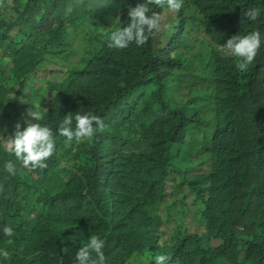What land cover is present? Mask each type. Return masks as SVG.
Segmentation results:
<instances>
[{"label": "trees", "instance_id": "16d2710c", "mask_svg": "<svg viewBox=\"0 0 264 264\" xmlns=\"http://www.w3.org/2000/svg\"><path fill=\"white\" fill-rule=\"evenodd\" d=\"M144 2L0 0V264H78L92 235L104 264H264V40L240 71L206 35L264 37V0H185L173 32L109 48ZM34 103L55 140L43 170L6 144ZM77 112L106 128L68 146L57 129Z\"/></svg>", "mask_w": 264, "mask_h": 264}, {"label": "clouds", "instance_id": "9594fccd", "mask_svg": "<svg viewBox=\"0 0 264 264\" xmlns=\"http://www.w3.org/2000/svg\"><path fill=\"white\" fill-rule=\"evenodd\" d=\"M185 0H145L128 10L130 23L125 27L112 31L108 37L109 48L126 49L131 44L137 47L144 46L150 39H155L162 32L171 33L174 31L171 15L157 14L152 11L153 7H160L168 14H177L184 7ZM90 7L100 8L99 5H90ZM68 11H71L69 6ZM260 16L259 9H249L244 13L247 22H254ZM245 23L242 20V24ZM264 37L259 31L251 32L247 35H235L228 39L223 45L218 46V51L226 57L237 59L236 67L240 71H247L249 66L257 57ZM120 87H125L122 81ZM32 107L27 110L24 123L27 127L21 131V124L17 123L13 136H10L6 142L8 150L15 156L23 168L29 170L46 169V161L53 156L55 152V140L53 129L41 125L37 121L42 119L40 114L41 106L31 104ZM46 111V110H45ZM35 123H32V121ZM105 121L91 112L81 114L69 113L58 126V132L61 137H65V143L71 146L73 141L77 144L88 141L91 142L97 131H104ZM2 139V137H0ZM4 168L10 175H16V166L13 162L5 163ZM5 237L11 238L14 233L11 227L4 226L2 229ZM8 243H12L11 239ZM105 241L97 235H92L88 242L76 253L78 264H104ZM0 256L5 260L10 258L7 250H0ZM169 257L157 255L154 257L155 264H167Z\"/></svg>", "mask_w": 264, "mask_h": 264}, {"label": "rangeland", "instance_id": "374dc122", "mask_svg": "<svg viewBox=\"0 0 264 264\" xmlns=\"http://www.w3.org/2000/svg\"><path fill=\"white\" fill-rule=\"evenodd\" d=\"M126 9H130L129 7H126ZM118 13V12H117ZM165 16H168L167 13H163ZM128 23H125L124 26H126ZM208 37H210L212 40H214L216 42V44H221L223 45V43L217 39V37L215 36V34H213L212 31H208L207 34H206ZM163 40V39H162ZM161 40V41H162ZM193 49H197L195 47H191L188 51H191ZM52 74L50 72V70H45V72L42 73L41 76H39L40 78L42 77H51ZM195 219L192 217V216H188L186 217L185 219H183V224H184V227L185 228H192L194 225H196L197 223L194 222ZM176 226V222L175 220H166L165 221V224L162 225V228H167V229H171L172 227H175ZM204 228L201 227V230H203ZM163 236H165V239L168 240L170 238L169 235H166V234H163L161 233Z\"/></svg>", "mask_w": 264, "mask_h": 264}]
</instances>
